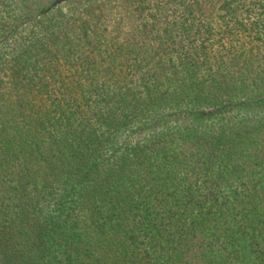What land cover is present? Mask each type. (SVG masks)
Masks as SVG:
<instances>
[{
	"label": "trees",
	"instance_id": "obj_1",
	"mask_svg": "<svg viewBox=\"0 0 264 264\" xmlns=\"http://www.w3.org/2000/svg\"><path fill=\"white\" fill-rule=\"evenodd\" d=\"M28 1L0 0V264H264V0Z\"/></svg>",
	"mask_w": 264,
	"mask_h": 264
},
{
	"label": "rangeland",
	"instance_id": "obj_2",
	"mask_svg": "<svg viewBox=\"0 0 264 264\" xmlns=\"http://www.w3.org/2000/svg\"><path fill=\"white\" fill-rule=\"evenodd\" d=\"M46 3V0H29L28 2H18V7L24 8H36L37 6H41ZM239 113L244 114V115H252V114H262L260 110H258L257 107H240L239 108ZM210 124V121L206 118H200L196 116H185V117H177L175 118L174 121L169 122L165 129L167 127L170 128H195V127H205L206 125Z\"/></svg>",
	"mask_w": 264,
	"mask_h": 264
}]
</instances>
